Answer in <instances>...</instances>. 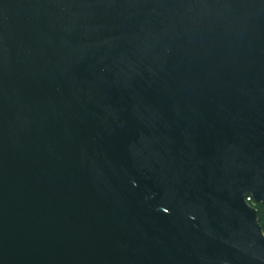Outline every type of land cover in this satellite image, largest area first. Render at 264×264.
<instances>
[{"label":"water","instance_id":"95a60500","mask_svg":"<svg viewBox=\"0 0 264 264\" xmlns=\"http://www.w3.org/2000/svg\"><path fill=\"white\" fill-rule=\"evenodd\" d=\"M264 0H0V264H264Z\"/></svg>","mask_w":264,"mask_h":264},{"label":"trees","instance_id":"16d2710c","mask_svg":"<svg viewBox=\"0 0 264 264\" xmlns=\"http://www.w3.org/2000/svg\"><path fill=\"white\" fill-rule=\"evenodd\" d=\"M256 208L259 211L260 222H261V225H262L263 230H264V204H257L256 205Z\"/></svg>","mask_w":264,"mask_h":264},{"label":"built area","instance_id":"2783aa9c","mask_svg":"<svg viewBox=\"0 0 264 264\" xmlns=\"http://www.w3.org/2000/svg\"><path fill=\"white\" fill-rule=\"evenodd\" d=\"M246 200H247V202H248L251 206H254V207L256 208V205H257L258 203H256V202L254 201V199H253L252 196L247 197Z\"/></svg>","mask_w":264,"mask_h":264}]
</instances>
